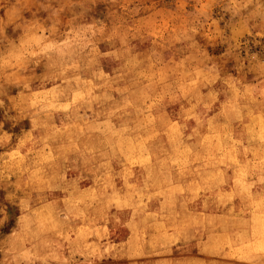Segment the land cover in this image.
Returning <instances> with one entry per match:
<instances>
[{
    "label": "clouds",
    "instance_id": "clouds-1",
    "mask_svg": "<svg viewBox=\"0 0 264 264\" xmlns=\"http://www.w3.org/2000/svg\"><path fill=\"white\" fill-rule=\"evenodd\" d=\"M174 241L264 264V0H0V264Z\"/></svg>",
    "mask_w": 264,
    "mask_h": 264
},
{
    "label": "rangeland",
    "instance_id": "rangeland-1",
    "mask_svg": "<svg viewBox=\"0 0 264 264\" xmlns=\"http://www.w3.org/2000/svg\"><path fill=\"white\" fill-rule=\"evenodd\" d=\"M94 239L100 238L95 237ZM100 242L115 248L117 245L125 244L127 236L124 232L113 233L108 239ZM210 254L204 247L174 241L168 246L159 245L143 255H108L102 258L104 260L101 261V264H128V261L138 262V264H206L205 258Z\"/></svg>",
    "mask_w": 264,
    "mask_h": 264
}]
</instances>
